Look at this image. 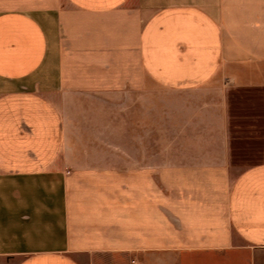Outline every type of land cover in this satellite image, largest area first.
<instances>
[{"label":"crops","instance_id":"obj_1","mask_svg":"<svg viewBox=\"0 0 264 264\" xmlns=\"http://www.w3.org/2000/svg\"><path fill=\"white\" fill-rule=\"evenodd\" d=\"M0 82V264H264V0H0Z\"/></svg>","mask_w":264,"mask_h":264},{"label":"rangeland","instance_id":"obj_2","mask_svg":"<svg viewBox=\"0 0 264 264\" xmlns=\"http://www.w3.org/2000/svg\"><path fill=\"white\" fill-rule=\"evenodd\" d=\"M30 83V82H29ZM4 87V84L2 82H0V89Z\"/></svg>","mask_w":264,"mask_h":264}]
</instances>
